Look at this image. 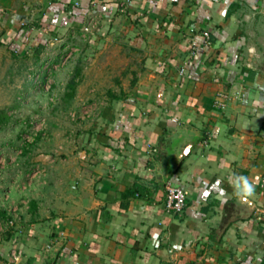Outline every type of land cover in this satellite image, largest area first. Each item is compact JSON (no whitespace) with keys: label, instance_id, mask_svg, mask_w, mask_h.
<instances>
[{"label":"crops","instance_id":"obj_1","mask_svg":"<svg viewBox=\"0 0 264 264\" xmlns=\"http://www.w3.org/2000/svg\"><path fill=\"white\" fill-rule=\"evenodd\" d=\"M1 33L21 56L76 55L80 34L103 98L35 157L43 178L0 189V264H264V0H0ZM233 173L256 183L249 203Z\"/></svg>","mask_w":264,"mask_h":264},{"label":"rangeland","instance_id":"obj_2","mask_svg":"<svg viewBox=\"0 0 264 264\" xmlns=\"http://www.w3.org/2000/svg\"><path fill=\"white\" fill-rule=\"evenodd\" d=\"M23 27L33 39L36 30L34 21L25 20ZM4 35L1 33L0 39H5ZM73 41L77 52L72 56L71 43H66L60 51L50 44L36 51L27 48L23 56L14 55L0 45V111L5 110L11 117L9 124L0 126V189L3 191L11 185L22 190L27 187L30 181L28 175L36 167H43L35 161V157L51 150L60 152L57 145L74 130V120L79 119L80 110L103 98L90 97L88 91L93 84L89 85V80L85 81L83 76L89 67L88 58L95 54V49L91 52L86 49L88 53H85L84 38L80 34ZM58 55L62 57L60 64L53 63ZM63 60L66 63H62ZM60 66L63 68L59 69ZM73 79L77 85L75 93L77 91L79 95L78 110L67 109L73 100L68 96L74 93L69 87ZM54 83L56 87H53ZM0 193L4 201V193Z\"/></svg>","mask_w":264,"mask_h":264},{"label":"built area","instance_id":"obj_3","mask_svg":"<svg viewBox=\"0 0 264 264\" xmlns=\"http://www.w3.org/2000/svg\"><path fill=\"white\" fill-rule=\"evenodd\" d=\"M88 31V29H86ZM204 37L209 44V35L204 33ZM219 106L224 107V103H219ZM29 142V139H28ZM45 175V170L40 167H36L31 174L28 175L31 180H40ZM187 193L179 186L168 183L165 186V202L164 210L172 215H182L186 207ZM10 226H13V221L9 222ZM236 264H246L244 260L239 259Z\"/></svg>","mask_w":264,"mask_h":264},{"label":"clouds","instance_id":"obj_4","mask_svg":"<svg viewBox=\"0 0 264 264\" xmlns=\"http://www.w3.org/2000/svg\"><path fill=\"white\" fill-rule=\"evenodd\" d=\"M250 51L254 52L255 50L251 49ZM229 184L233 189L232 195L243 203H249L256 194V183L248 176L233 173L229 177ZM221 194L222 197L225 195L223 191ZM221 202L227 204L228 201L224 198Z\"/></svg>","mask_w":264,"mask_h":264},{"label":"trees","instance_id":"obj_5","mask_svg":"<svg viewBox=\"0 0 264 264\" xmlns=\"http://www.w3.org/2000/svg\"><path fill=\"white\" fill-rule=\"evenodd\" d=\"M76 86L75 79L70 82L69 87L71 88L72 92H74V88ZM70 99L73 97V94L68 95ZM11 117L7 115L6 111H0V126L5 127L7 124L10 123Z\"/></svg>","mask_w":264,"mask_h":264}]
</instances>
